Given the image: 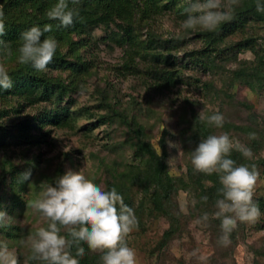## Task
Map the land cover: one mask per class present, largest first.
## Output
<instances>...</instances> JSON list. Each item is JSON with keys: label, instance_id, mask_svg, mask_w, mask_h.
I'll return each instance as SVG.
<instances>
[{"label": "rangeland", "instance_id": "rangeland-1", "mask_svg": "<svg viewBox=\"0 0 264 264\" xmlns=\"http://www.w3.org/2000/svg\"><path fill=\"white\" fill-rule=\"evenodd\" d=\"M160 3L169 5L163 13L154 14L147 21L139 20V13L134 16L136 22L144 23L140 30H134L138 39L145 40L152 34L163 44L155 48L162 58L160 62H153L150 56L143 61L132 57L131 67L124 69L127 56L123 49L105 36L103 27L91 28L82 37L85 45L79 50L85 62L92 65L98 87L93 84V75L83 76L79 87L67 92L62 103L103 113L104 109L97 104L99 94L105 92L115 108L124 110L127 118L131 115L136 118L157 150V140L164 135L166 170L174 179L185 181L186 168H193V150L203 140L194 136V116L201 119L219 112L224 124L220 128L210 124V134L227 132L230 139L251 149L252 159L242 156L253 163L264 157V66L258 65L251 71L252 77L236 78L232 73L246 68L250 71L256 64V55L264 58V21L249 19L241 29L210 43L199 35L202 30L185 33L181 28L186 19L183 12L186 0H160ZM111 30H116L113 25H109L107 32ZM243 39L249 41L251 49L232 48ZM168 41L174 47L169 48ZM146 67L169 73L175 81L159 92L147 74L150 71L145 73ZM60 76L63 78L65 72L61 71ZM49 103L42 101L24 107L12 102L0 105V177L5 179L0 185V211L13 219L10 227L0 228V240L15 249L20 264H31L30 250L24 242L39 227L46 226L28 201L36 198L43 182L55 186L58 165L61 164L64 173L80 170L103 187L108 166L126 170L137 163L127 128L115 116L103 123L96 122V113L93 118H78L71 131L46 125L41 129L47 131L45 141L36 146L18 139L14 128L24 118L49 107ZM29 131L39 133L33 128ZM251 133L255 134L254 139L249 138ZM24 169L31 171L29 180H22ZM256 169L259 178L253 200L261 211L258 222H238L230 234V243L225 246L220 242L223 234L220 220L211 219L215 205L206 212L194 215V211L190 215L191 194L186 191L188 188L178 187L171 194L172 200L185 218L179 233L164 245L160 242L167 219L155 211L135 214L140 226L130 234L128 244L137 254V264H264V174L260 167ZM129 196L133 206L140 204L141 192L136 187L131 188ZM204 213L209 214L207 222L201 221Z\"/></svg>", "mask_w": 264, "mask_h": 264}, {"label": "trees", "instance_id": "trees-1", "mask_svg": "<svg viewBox=\"0 0 264 264\" xmlns=\"http://www.w3.org/2000/svg\"><path fill=\"white\" fill-rule=\"evenodd\" d=\"M54 3L56 0H0V4L4 8L6 24L5 35L0 38L8 42L13 49L11 57L5 58L0 55V62L5 64L13 81L12 88L0 89V105L5 106L12 102L19 107H24L39 104L42 101L50 102L49 107L39 109L36 114L24 118L14 128L18 139L34 146L45 141L47 131H41V129L46 125L71 131L78 118H93L96 113L88 112L86 108H70L67 104L62 103L63 96L67 92H72L79 87L83 76L93 75V84L98 87L92 65L85 62V58L80 55L79 50L85 45L82 37L87 35L88 30L98 26L103 27L106 32L105 36L126 53L127 62L122 65L124 69L131 67L130 63L134 57L143 61L147 56H150L153 57V62L157 63L162 58L155 48L163 47V44L161 45L160 40L152 34H149L145 40L138 39L134 30L135 28L140 30L144 23L141 25V21L136 22L134 16L139 13V20H143V18L146 19L154 14L163 13L169 7L168 2L160 3V0H80L76 5L80 17L71 27L62 28L56 26L58 21L49 20L46 15ZM255 3L256 0H241L240 6L235 10L234 18L230 22L222 24L215 32L201 31L199 35L210 43H216L232 31L241 29L249 19L264 21V12H258ZM45 24H52L53 30L45 33L43 38L54 37L58 42V48L53 62L48 65L45 71L41 72L35 70L31 65L19 64L16 56L22 43L21 34L31 26L43 28ZM109 25H113L116 30L107 32ZM72 36L76 39H73ZM168 43L169 48L174 47L173 44L170 45V41ZM232 48L239 51L251 49V46H249L248 40L243 39L236 42ZM255 62V66L251 67L250 71L246 70L248 68L233 71L234 77L254 76V72L251 71L256 70L258 65L264 66L263 56L256 55ZM147 70L150 73H147ZM61 71L65 72L64 79L60 76ZM145 73L150 75L155 89L159 92L168 89L175 81L173 76L166 72L146 67ZM98 99L97 107L104 109V112L95 114L96 122L103 123L105 119L115 116L120 123L126 126L128 141L134 148V156L137 157V163L131 164L126 170H115L108 166L105 171L103 187L107 190L115 188L123 196L125 204L133 208L137 215L143 211L148 214L151 211L161 213L168 223L161 234L160 244L164 245L179 233L185 218L173 202L172 192L178 187L188 188L186 191L191 194V199L194 198L197 201L194 207H190V215L194 211H196L194 215L206 212L215 205L217 199L221 198L217 192L221 187L219 177L215 173L209 176L196 172L189 166L186 168L185 181L183 178H172L166 170L164 135L161 134L157 140V150L148 141L142 125L133 115L127 118L124 110H119L112 105L105 92H101ZM209 125L205 120L194 116V136L206 139L208 135H211ZM31 128L39 130V133L37 135L30 134ZM230 158L235 160L237 165L251 166L254 164L256 167H260V172L264 174V157L258 158L253 163L244 158L239 151L233 150ZM25 170L27 169H24L23 172ZM63 174L60 164L56 168V178ZM4 180V177H0V185ZM133 186L141 192V201L136 207L133 206L132 196H129ZM203 196H207V202L201 200ZM258 201L260 202V200ZM147 203L150 206L143 208L142 204ZM263 203L261 201L260 204ZM83 247L85 255L79 258L80 264H102L100 253L90 251L87 245H83ZM29 262L40 264L38 261L30 260Z\"/></svg>", "mask_w": 264, "mask_h": 264}, {"label": "clouds", "instance_id": "clouds-1", "mask_svg": "<svg viewBox=\"0 0 264 264\" xmlns=\"http://www.w3.org/2000/svg\"><path fill=\"white\" fill-rule=\"evenodd\" d=\"M80 0H56L47 11L49 20L58 21L57 27H71L80 17L76 7ZM241 0H186L183 9L186 19L181 28L188 32L202 30L215 32L235 15ZM256 10L264 12V0H256ZM4 8L0 4V37L6 32ZM53 30L52 24L43 28L31 26L21 34L16 60L21 65H31L37 71H45L53 62L58 48L57 40L45 36ZM0 55L13 56L10 44L0 38ZM12 78L3 62H0V89H10ZM208 123L220 128L224 117L219 112L211 116H201ZM250 139L255 134H250ZM239 151L248 159L253 158L251 149L230 139L227 132L208 135L195 147L191 157L193 169L206 175L217 174L221 187L217 190L216 211L211 219L220 220L223 245L230 243V234L239 223L254 224L259 221L261 211L253 197L257 187L259 172L253 164L237 165L231 159V152ZM31 171L22 174V180H29ZM207 196L201 197L207 202ZM197 201L193 198L191 206ZM28 206L38 213L46 226L39 227L27 238L29 259L40 264H80L85 248L101 254L102 264H137V254L129 247L128 238L138 230L139 221L133 208L124 202L123 196L115 188L110 190L93 182L79 171H67L55 179V186L42 183V190L36 198L28 201ZM187 206V202L185 207ZM209 214L204 213L201 221L207 222ZM12 217L0 211V228H8ZM0 264H20L17 252L7 241L0 240Z\"/></svg>", "mask_w": 264, "mask_h": 264}]
</instances>
